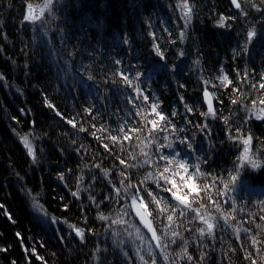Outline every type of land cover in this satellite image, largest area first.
Wrapping results in <instances>:
<instances>
[{"label": "snow or ice", "instance_id": "1", "mask_svg": "<svg viewBox=\"0 0 264 264\" xmlns=\"http://www.w3.org/2000/svg\"><path fill=\"white\" fill-rule=\"evenodd\" d=\"M230 5L232 9L228 15L222 12L213 13L216 17L213 27L222 30V35L229 39L237 38L235 46L230 45L229 58L235 65L237 59L244 61L252 59L254 52L264 54V0H230ZM59 7H61L59 0H44L42 5H34L30 0H24L20 27L30 25L33 30H42L47 35L48 23L60 20L62 24H67V21L61 20L56 12ZM174 8L178 9L179 15V20L172 22L175 38H173V30L168 27L169 22L164 20H161V25H163L162 32L167 34L166 37H157L155 31L148 33L152 37L150 55H138L133 44L124 38L122 40L126 46L124 57L114 59L113 63L117 67L112 77L103 81L106 88L112 86L110 91L124 92L126 103H131L134 111L126 112L127 119L124 124L111 130L102 124L101 130L108 133L106 138L109 143L114 146L119 143L121 151L124 150L123 141H132L134 138L139 141L143 135L147 143L141 141L143 146L140 147L139 158L130 152L128 160L122 159L111 151L109 143H103L97 137L102 143L105 154L118 160L123 168L114 165L112 169H102L100 163H85L82 166L78 163L77 175L72 168L66 166L67 159L64 160L63 165L59 161L51 163V167L62 169L57 171L56 179L65 188H68L65 175H75L76 191L68 188L74 200L66 202L64 197H59V200L65 211L70 210V203H74L85 226L77 227L66 218L61 220L50 215L40 202L44 191L42 184L35 186L38 191L27 186L28 181L25 177L29 176V171L34 175L47 166L48 153L44 148L46 143L50 144L61 158L64 157L65 149L55 145L47 131H38L37 119L33 118L30 110L25 108L19 109L21 114L19 118L12 116L10 119L19 125L21 119L27 117L31 125L27 132L11 129L27 167L21 170L23 171L21 175V171H17L16 163L11 161V157H6L9 161L7 167L10 177L7 184L27 198L39 224L53 227L54 238L58 244L64 241L75 242L82 249L88 246L89 240H96V230L89 225L88 218V211L94 212L93 222L98 220L102 223L101 235L104 237V243L108 244L110 241L113 246L111 254L114 256V264H121L120 257H123V264H228L224 259L226 254L221 255L219 261L215 259L217 255L215 245L218 239L222 242L223 234L229 229L238 240L241 233L244 234V240L238 245L242 255L241 264H264V241L257 238L259 234H252L251 229L231 223V220L236 219L238 201L246 205L251 195L260 197L252 202L264 212V147H262L264 137L254 135L251 130L252 125L255 124L261 132H264V59L261 60L262 67L259 72L256 68H249L247 64L243 68L232 67L237 84L246 85L249 95L252 91L260 93L257 98L250 99L251 106L245 103V93L233 83L222 63L217 70L220 75L214 76L213 79L218 80L219 87L223 89L232 85V93L237 94L235 98L230 97L227 115L224 114L223 100L215 92L208 90L209 81L201 76L204 85L202 98L192 97L193 103L188 104L185 102V97L180 95L178 99L184 111L179 112L173 107L166 116L162 110L164 102L152 92L151 85L156 81L161 92L173 83L176 84L177 91L186 88V85L180 83L177 78L186 79L188 78L186 70L188 73L191 72V65L186 63L185 58L196 45L197 38L191 33L194 31L193 20L199 19L200 11L193 0H176ZM46 13L51 17V21L47 20ZM3 24L4 20L0 19V33H3ZM57 32L61 37L59 43L67 47V29L58 26ZM160 40L164 42L163 48ZM169 45L173 46L171 52L174 59L171 63L166 55ZM186 45L188 51L185 50ZM21 51L24 52V49ZM76 51H79L78 46L74 51H69L68 55L74 57ZM195 52L197 59L193 63L200 68L201 49L195 47ZM24 54L27 55L26 52ZM27 67L25 65V76L30 78L31 73L27 71ZM83 67L84 75L79 84L74 86V90L77 91L80 87L89 88L87 81L95 84V78L87 71L89 66ZM200 70L202 71V68ZM257 76L258 81L253 83ZM158 77L164 81L163 88H160ZM0 81L6 82L2 74ZM212 87L217 88V85L213 84ZM96 98L105 97L97 95ZM214 99L219 104V111L214 107ZM43 102L46 108L55 111L63 124L70 125L72 129L77 128L75 118L64 117L48 100L46 94ZM137 102L143 104L148 112H141ZM201 104H206V110H199ZM95 107V104H92L85 108L84 112L91 114ZM119 111L112 114L117 121L120 119ZM96 114L97 116L101 114L100 108L96 109ZM197 116L203 119H197ZM128 120H132L135 126L129 124ZM161 121L162 125L159 123ZM218 123L222 126L225 136V140L219 143L221 145L225 141L229 143V155L233 156V159L230 167L214 169L213 165L222 155L213 138V125ZM91 127L96 126L92 124ZM191 128L195 131H191ZM87 131L81 126L75 134ZM112 131L117 134L112 135ZM64 135L67 137L68 134ZM90 135L96 137V132L93 131ZM254 141L257 145L255 151ZM69 143L72 146L70 155H76L81 160L87 155V149L83 144H78L77 140L70 138ZM145 147L151 149V154L145 151ZM90 159L95 161L97 155L93 154ZM99 159L102 161L104 157L100 156ZM140 170L144 171L143 177H138L133 182V175ZM85 172H87V184L81 188L80 185L85 184ZM97 172L100 173L99 179ZM48 174L51 175V172ZM113 176L115 180L112 179ZM198 180L203 183L198 184ZM96 184H103L105 190L92 195ZM255 185L260 186L259 192L255 191ZM0 186H4L3 181H0ZM82 192L88 194L85 197L87 204L81 199ZM96 196H100V199L97 200ZM205 197L208 203L204 202ZM220 200H223V204L227 205L229 210L226 211L222 207ZM209 203L215 214L209 209ZM109 206H113L112 211L105 214L101 209ZM3 207L4 205L0 204V208ZM239 211L242 212L243 208ZM7 216L9 221L15 223L10 213ZM260 219L264 220V215H261ZM196 222L198 224L195 230L188 227ZM63 225H67V229L61 234ZM181 226L185 232L190 233L188 238L182 235ZM257 227L259 228V225ZM146 234L150 235L146 238ZM16 236L20 237V233L17 232ZM129 238H131L130 248L127 247ZM169 245L178 246L179 251L174 255L169 253L167 251ZM190 246L193 247L196 255L189 252ZM24 250L28 251L27 248ZM236 250V248L230 249L233 253ZM0 252L7 253L8 248H0ZM32 252H35V248ZM67 252L71 254L72 249H68ZM108 254L107 247L101 248L99 243H94L90 256L93 264H108ZM38 259L43 260V257ZM10 264L17 262L11 260Z\"/></svg>", "mask_w": 264, "mask_h": 264}, {"label": "trees", "instance_id": "2", "mask_svg": "<svg viewBox=\"0 0 264 264\" xmlns=\"http://www.w3.org/2000/svg\"><path fill=\"white\" fill-rule=\"evenodd\" d=\"M30 2L34 5H41L44 0H30ZM144 2L145 0H59L61 7L56 9V12L61 20L67 21V24H62L60 20L50 22L47 25V35H45L44 31L33 30L30 25L20 27L24 11V0H0V19L4 20L3 33H0V49H2L0 51V74L6 78V82L0 81V181L4 182V186H0V204L4 205L3 208H0V248H8L7 253L0 252V264H10L11 260H15L17 264H28L29 261L30 264H45V262L46 264H93L90 253L94 243H99L101 248H108V264H114V256L111 254L113 246L110 241L108 244L104 243V237L101 235L103 231L102 223L98 220L93 222L94 212L88 211V218L89 225L96 230V240H89L88 246L82 249L75 242L68 243V241H64L62 244H58L54 238L53 227L39 224L27 198L13 186L7 184L10 177L7 167L9 161L6 160V157H11V161L16 163L17 171L27 167L24 164L21 148L11 129L16 128L18 132H27L31 127L27 117L21 119L19 125L12 121L10 117L17 116L19 118L21 115L19 113L20 108L30 110L33 118L38 121V131H47L51 136V141L65 149L64 157L61 158L55 149L46 143L44 148L48 153L46 157L47 166L34 175L29 171V176L25 179L28 181L27 186L33 188L34 191L39 190L35 187L37 184H42L44 191L40 202L50 215L61 220L66 218L70 223L76 224L77 227H84L82 217L76 210L74 203H70V210L65 211L59 200V197H64L66 202L74 200L68 188L76 191L75 175H65L68 185V188H65L56 179L57 171L62 169L51 167V163L59 161L63 165L64 160L67 159L66 166L72 168L77 175L79 174L76 171L78 163L81 166L85 163H100L102 169H112L114 165L123 168L122 165H119L118 160H114L112 156L105 154L102 143L97 140V137L103 143H109L106 138L108 133L101 130V125L103 124L110 130L114 129L124 124L125 119H127L126 112L134 111V109L131 103H126L124 92L110 91L112 86L109 85L106 88L103 81L112 77L117 67L113 63L114 59L124 57L126 47L122 43L124 38H127L133 44L138 55H150L152 37L148 33L155 31L157 37H166L167 34L162 32L161 20L169 22L168 27L170 30H173L172 22L179 20L178 9L174 8L176 0H153L147 6H143ZM193 2L200 8L199 19L193 20L192 27L194 31L191 34L197 38L195 47L200 48L202 52L200 57L202 71L193 63L197 59L195 47H193L190 54L185 58L186 63L191 65V72L188 73L186 70L188 78H177L180 83L186 85L185 89L177 91L176 84L173 83L161 92L156 81H154L151 90L164 102L162 110L166 116L173 107L179 112H183V106L178 99L180 95L185 97V102L188 104L193 103L192 97L202 98L204 87L203 81L200 79L202 76L203 79L209 81L208 88L223 100L225 105L224 114L227 115L230 97L235 98L237 94L232 93V85H229L227 89H223L219 87L220 82L213 79L214 76L220 75L217 70L222 63L233 83L245 93V103L251 106L250 99L257 98L260 93L252 91L249 95V89L246 85L237 84L232 67L243 68L247 64L249 68H256L259 72L264 54L254 52L252 59L247 61L237 59L235 65H233L231 59H229L231 56L230 45L235 46L237 38L229 39L222 35V30L213 27L216 19L213 13L230 14L232 9L230 1L193 0ZM9 5L11 6L9 7ZM46 18L51 21V17L47 13ZM58 26L67 29V47L59 43L61 37L60 33L57 32ZM173 38H175V30H173ZM159 42L163 48V40ZM77 46L79 51H76L74 57H70L68 52L74 51ZM168 47L169 51L166 55L169 63H171L174 59L171 52L173 46L169 45ZM21 49H24L27 55ZM185 50L188 51L187 45ZM90 53L91 55H89ZM25 65L28 66L27 71L31 73L30 78L25 76ZM83 66H89L87 71L91 72L95 78V84L92 81H87L90 87H80L77 91L74 90V86L79 84L81 77L84 75ZM157 79L160 88H163V79L159 77ZM258 79L257 76L253 83H256ZM117 83H120L118 77ZM213 84H216L217 88H213ZM17 89L20 91L18 92ZM44 94L64 117L75 118L76 129L63 124L61 119L56 116L55 111L44 106ZM129 94L135 95L134 93ZM97 95L105 98L97 99ZM215 102L219 111V104L216 100ZM92 104L96 106L93 108L92 113L84 112V109L92 106ZM137 104L141 112H148L143 104H139V102ZM103 105H107V107H102ZM97 108L101 109L99 116L96 114ZM117 110H120L118 121L112 116ZM199 110H206V105L201 104ZM189 118H192L191 115H189ZM197 119L202 120L203 118L197 116ZM128 123L135 126L132 120H128ZM159 123L163 124L162 121ZM92 124H95L96 127L92 128ZM81 126L88 131L76 135L75 133ZM53 130H55V134H53ZM251 130L254 135L264 137V132H261L255 124L252 125ZM93 131L96 132V137L90 135ZM191 131H195V129L191 128ZM65 133L68 134L67 137L64 135ZM111 134L116 135L117 133L112 131ZM69 138L77 140L78 144H83L87 149V155L82 160L76 155H70L72 146L69 143ZM213 138L217 148L222 152L213 168L230 167L233 156L229 155L230 146L227 141L223 145L219 143L225 140L223 128L219 123L213 125ZM141 141H144L143 135L139 141L135 138L132 141H123V151L120 150L119 143L115 146L109 143V148L122 159L128 160L130 152L139 158L140 147L143 146ZM144 143L146 144L147 141H144ZM256 147L254 141V151ZM145 151L151 154L150 148L145 147ZM93 154L97 155L95 161L90 159ZM100 156L104 157L102 161L99 159ZM49 172H51V175L48 174ZM21 175H23V171H21ZM143 175V170L136 172L132 178L133 182L138 177L142 178ZM85 176V184H81V188L87 184V172H85ZM99 177L100 173L97 172V178L99 179ZM112 179L115 180V177L113 176ZM197 183L201 184L203 181L198 180ZM254 187L256 192L261 190L258 185ZM103 190H105L103 184H96L92 195H96ZM87 195V193H81V199L85 204L88 203L85 198ZM96 198L99 200L100 196H96ZM259 198L256 195H251L246 205L238 201L236 219L231 220L230 218V220L235 226L251 229L252 234L258 233L257 238L264 241V220L260 219L264 212H261L258 206L252 202ZM204 202L208 203L206 197ZM220 203L226 211L229 210L228 206L223 204V200H220ZM112 207H102L101 210L108 214L112 211ZM208 207L215 214L210 203ZM240 208H243L242 212L239 211ZM8 213L11 214L15 223L9 221ZM196 224L198 222L188 225V227L195 230ZM257 225H259V228ZM65 229H67V225H63L61 234ZM180 231L186 238L190 236V233L183 230V226H181ZM17 232L20 233V237L16 236ZM147 236L149 234H146V238ZM121 238L123 239V236ZM241 240H244L243 233H241L240 240H238L229 229L227 233L223 234L222 242L219 239L216 242L217 255L215 259L219 261L221 255L226 254L224 259L228 264H241L242 255L238 247ZM245 246L247 247V241H245ZM127 247H131V238H129ZM25 248L28 249L27 252H25ZM33 248H35V252H32ZM231 248H236V252L230 251ZM68 249H72L71 254H68ZM167 251L174 255L175 252L179 251V247L169 245ZM189 252L196 255L192 246L189 247ZM38 257H43V260L38 259ZM120 260L123 264V257H120Z\"/></svg>", "mask_w": 264, "mask_h": 264}, {"label": "bare ground", "instance_id": "3", "mask_svg": "<svg viewBox=\"0 0 264 264\" xmlns=\"http://www.w3.org/2000/svg\"><path fill=\"white\" fill-rule=\"evenodd\" d=\"M153 0H145V2H144V5L143 6H147L149 3H151ZM230 1V0H229Z\"/></svg>", "mask_w": 264, "mask_h": 264}, {"label": "rangeland", "instance_id": "4", "mask_svg": "<svg viewBox=\"0 0 264 264\" xmlns=\"http://www.w3.org/2000/svg\"><path fill=\"white\" fill-rule=\"evenodd\" d=\"M44 3V2H43ZM42 5V4H41Z\"/></svg>", "mask_w": 264, "mask_h": 264}, {"label": "water", "instance_id": "5", "mask_svg": "<svg viewBox=\"0 0 264 264\" xmlns=\"http://www.w3.org/2000/svg\"><path fill=\"white\" fill-rule=\"evenodd\" d=\"M150 235V234H149Z\"/></svg>", "mask_w": 264, "mask_h": 264}]
</instances>
